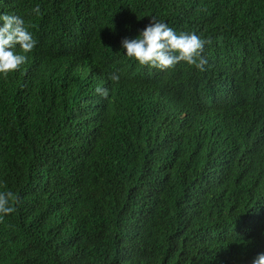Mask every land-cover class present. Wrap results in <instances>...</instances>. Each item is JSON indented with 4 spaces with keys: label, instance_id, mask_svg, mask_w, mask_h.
<instances>
[{
    "label": "trees",
    "instance_id": "1",
    "mask_svg": "<svg viewBox=\"0 0 264 264\" xmlns=\"http://www.w3.org/2000/svg\"><path fill=\"white\" fill-rule=\"evenodd\" d=\"M0 14L37 41L0 75V192L15 208L0 264L264 254V0H0ZM152 19L200 36L204 70L123 55Z\"/></svg>",
    "mask_w": 264,
    "mask_h": 264
},
{
    "label": "clouds",
    "instance_id": "2",
    "mask_svg": "<svg viewBox=\"0 0 264 264\" xmlns=\"http://www.w3.org/2000/svg\"><path fill=\"white\" fill-rule=\"evenodd\" d=\"M33 12L39 14L40 8L37 6ZM36 44L37 41L23 18L0 14V75L18 71L26 63L28 54ZM204 46L205 41L196 33H178L167 23L155 19L136 38L121 42L123 55L142 66L161 71L174 69L181 62L203 71L206 64L202 57ZM111 79L118 81L119 76L112 75ZM84 83L90 85L93 92L96 90L98 94L107 95L106 89L96 88L97 83L92 79H87ZM222 88L227 93L224 83ZM13 199V193L0 192V218L15 211L11 203ZM254 264H264V254L259 255Z\"/></svg>",
    "mask_w": 264,
    "mask_h": 264
}]
</instances>
